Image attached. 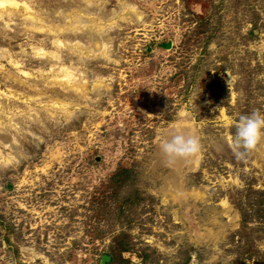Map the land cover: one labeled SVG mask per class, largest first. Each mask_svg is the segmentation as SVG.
<instances>
[{
    "label": "rangeland",
    "instance_id": "1",
    "mask_svg": "<svg viewBox=\"0 0 264 264\" xmlns=\"http://www.w3.org/2000/svg\"><path fill=\"white\" fill-rule=\"evenodd\" d=\"M19 1L37 20L0 15V120L34 99L63 115L0 127V264H264V136L229 147L240 115L264 114V0H136L88 100L45 58L72 43L45 14L77 0ZM181 113L201 150L177 175L155 149Z\"/></svg>",
    "mask_w": 264,
    "mask_h": 264
},
{
    "label": "clouds",
    "instance_id": "2",
    "mask_svg": "<svg viewBox=\"0 0 264 264\" xmlns=\"http://www.w3.org/2000/svg\"><path fill=\"white\" fill-rule=\"evenodd\" d=\"M9 8V5H4L5 14H10ZM16 15L22 23H31L26 21L22 13L17 12ZM45 16L47 27L54 30L53 35L72 41L63 46H53L45 54L46 63L53 65L55 69L67 62L73 68L78 77L74 91L81 99L88 100L105 94L108 91V81L94 71L93 66L113 63L115 53L111 46L112 34L121 25L141 21L136 0H77L75 4L58 8L50 17L47 14ZM28 36L31 37L30 32ZM51 112L57 117L63 115L47 102L41 105L39 99H34L32 107L25 106L23 111L13 110L12 115L18 118L19 123L10 127L6 121L4 131L10 135L13 132H23L32 124L48 121ZM234 128L229 147L235 158L240 159L254 150L264 136V114L255 109L242 114L235 121ZM200 150V137L190 124L184 122L182 113L178 116V122L170 124L164 130L155 149L160 165L177 175H182L183 167L190 164ZM165 190L180 201L187 192V187L182 182L170 189L165 186Z\"/></svg>",
    "mask_w": 264,
    "mask_h": 264
},
{
    "label": "bare ground",
    "instance_id": "3",
    "mask_svg": "<svg viewBox=\"0 0 264 264\" xmlns=\"http://www.w3.org/2000/svg\"><path fill=\"white\" fill-rule=\"evenodd\" d=\"M5 4L9 5L10 8L12 10H15V11H19V8L22 7L23 9H26V12H29V14L26 17L29 16L30 19L33 18V19L37 20V17H35V15L33 14L34 12H33L32 8L29 6V4L27 2H21L19 0H0V15H2L4 13V5ZM9 13L11 14V10H9ZM51 30H52V28H51ZM59 42L60 41L58 40L57 43H59ZM62 72H63V76H62L63 79H61V80L66 81L67 83H70L71 85H73L75 87V80H74L75 78H74L72 71L67 66H63ZM23 73L28 74L29 72L24 70ZM3 111H6V110H3ZM10 119H11V117H10ZM12 119H14V118H12ZM6 121L9 124V126H11L9 120H5L3 118L2 120H0V127L5 125L2 123H4V122L6 123ZM4 159L8 160V158H5V157H4ZM194 194H196L198 196L199 192L195 191Z\"/></svg>",
    "mask_w": 264,
    "mask_h": 264
}]
</instances>
